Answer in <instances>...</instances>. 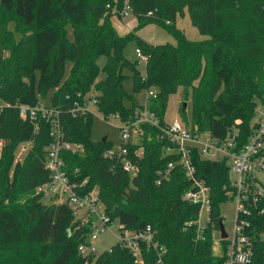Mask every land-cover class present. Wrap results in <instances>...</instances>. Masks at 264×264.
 Returning a JSON list of instances; mask_svg holds the SVG:
<instances>
[{"label":"trees","instance_id":"1","mask_svg":"<svg viewBox=\"0 0 264 264\" xmlns=\"http://www.w3.org/2000/svg\"><path fill=\"white\" fill-rule=\"evenodd\" d=\"M109 5H115L118 16L121 0H0V29L11 21L29 34V45L18 51L5 46L0 31L4 103L0 110V264H136L118 243L96 255L79 254L77 245L86 226L75 228L77 221L65 203L44 204L34 193L37 185L48 180L42 161L49 124L41 119L35 133L13 105L36 106L43 100L59 110L64 137L82 147L80 152H61L67 168H77L75 180L85 179V190L97 187L103 212L121 228L151 227L161 252L141 243L142 264H222L221 257L211 254L208 225L211 221L217 225V204L228 188L225 161L191 154L195 174L209 187L207 229L195 236L194 223L187 222L196 219L198 207L180 197L188 185L180 168L175 166L160 184L154 182L156 171L173 158L162 154L158 128L141 124L143 151L136 175L129 177L119 159L103 155L112 142L106 137L91 139L92 114L70 115L68 108L87 91L98 72L93 61L102 57L105 63L99 72L104 74L93 86L95 108L103 118L114 114L121 122L131 119L134 110L141 108L134 94L152 87L156 95L148 99L147 109L161 124L166 100L179 88L182 100H189V119L182 106L179 110L184 124L218 140L236 129V146H240L246 142L256 102H264V0H128L135 28L153 22L176 40L152 44L136 37L137 48L146 56L143 76L135 62L121 56L122 46L134 34L114 37L110 28L101 34L108 27ZM184 9L205 38L188 40L174 26L176 15ZM89 16L96 22L93 26L88 24ZM2 48H11L5 60ZM124 67L129 75L122 73ZM18 75L24 81L19 82ZM126 78L131 93L123 87ZM26 141L30 147L20 161H14L17 145ZM135 148L136 144L128 146L129 151ZM262 203L249 200L244 204L247 213L235 215L236 222H246L241 232L250 240L247 264H264V236L258 237L264 225V216L258 213Z\"/></svg>","mask_w":264,"mask_h":264},{"label":"built area","instance_id":"2","mask_svg":"<svg viewBox=\"0 0 264 264\" xmlns=\"http://www.w3.org/2000/svg\"><path fill=\"white\" fill-rule=\"evenodd\" d=\"M124 8H129L128 1L124 4ZM126 11L119 12L120 15ZM136 55L146 61L138 48L135 49ZM145 98H154L156 91L149 87L144 90ZM79 96V94H77ZM4 107V103H0V110ZM18 117L28 121L33 131L36 133L39 121L42 119L49 124L48 136L49 140L44 146L43 169L48 175V180L37 185L34 189L35 194H40L41 198L56 199V202L65 203L72 212L74 219L77 221L75 228L86 226L87 231L84 233L83 241L77 245V251L81 255L96 254L95 241L109 227L115 225L116 243L125 247L133 257L136 264H142L141 243L145 247H151L161 252V248L157 247V243L153 240V232L149 225L141 230H127L120 227L116 221H111L103 212L102 205L98 196V189L92 186L90 189H83L85 179L76 181L78 175L77 168L68 169L61 152L70 153L80 152L82 147L79 143H73L64 137L63 131L59 124V110L50 106L48 103L39 102L36 106L26 104H14ZM96 98L94 94L85 97L83 94L79 99H74L68 108L70 115L77 113H91L96 111ZM134 112L133 119L121 122L119 127L120 141L115 144L114 148L104 151L103 155L109 158L116 157L120 160L122 170L129 177L136 175L138 171V158L141 157L143 148L136 144L138 151L130 153L128 146L130 145L131 135L140 137L138 124L147 123L158 128V139L163 141L162 154L172 156V160L166 163L164 168L156 171L155 184L168 179L170 171L178 166L182 171L183 177L188 185L181 192V199L188 203L197 205V216L194 221L187 224L197 222L202 213L209 214V187L197 177L195 167L191 158L192 152H196L201 158L208 160L223 159L228 167V188L226 191L227 200L235 197L238 203L237 211L247 213L244 206L249 200L254 204L258 201L264 202V102L259 103L254 109L253 116L250 120V131L246 142L240 146H236L235 137L237 130L228 131L221 140L212 138L207 132H196L189 125L184 124L181 120L173 122L163 121L161 124L154 114L147 109V105ZM239 120L235 123L238 124ZM31 142H21L17 145L14 161H20L26 150L30 147ZM2 140L0 139V152ZM258 213L264 216V204L258 210ZM81 215V216H78ZM236 215V213H235ZM83 216V218H82ZM208 220L204 229L207 227ZM246 222L242 219L236 222L234 218V229L231 236L220 239L222 246L219 249H213V256H219L223 259L222 264H247L251 258V248L249 238L241 232ZM197 225V234L199 237L202 230ZM218 228V227H217ZM213 233L211 236L213 237ZM219 237V233H218ZM220 238V237H219ZM217 244V242L215 243ZM215 251V252H214ZM159 263L160 260L157 259Z\"/></svg>","mask_w":264,"mask_h":264},{"label":"rangeland","instance_id":"3","mask_svg":"<svg viewBox=\"0 0 264 264\" xmlns=\"http://www.w3.org/2000/svg\"><path fill=\"white\" fill-rule=\"evenodd\" d=\"M116 1V0H115ZM128 0H121V8L120 11L123 12V10L126 11L125 14L120 15V17L114 15L115 11V5H109V11L107 12L108 14V27H106L105 32H101V34H106L108 28H110L113 32V36H125L128 34L133 33L134 36L131 38L127 39L122 46L121 49V56L130 62H135V65L139 71V75L143 76L144 75V61L141 60L135 52V49L137 48L136 44V37L143 39L144 41H147L152 44H158V43H171L175 44L176 40L174 36L168 32L165 28L161 27L160 25L150 22L147 24H144L141 27H136L135 28V18L131 14L130 7L125 9L124 4ZM107 6V5H106ZM119 11V12H120ZM3 12L0 9V18L2 17ZM9 17V16H8ZM93 17L89 16V21L88 24L90 26H93L96 22L95 20L93 21ZM65 21L62 20L60 22V25ZM101 21L98 20V23ZM17 23H13L11 21L7 23H2V27L0 29L3 42L6 43L5 46H9L11 48H18V51L22 49V47H27L29 44L27 43L29 34L28 32L24 30H20L17 28ZM174 26L179 29L184 37L188 40H200L205 38V35L201 34L196 27L191 25L189 17L187 15L186 10L184 9L182 13L177 14L175 19H174ZM65 28V35L68 38L70 37V27L68 24H64ZM11 48H2L1 52V58L2 60L6 59V57L10 56V51ZM93 61V60H92ZM98 69L97 74L93 77L91 82H89L88 89L86 92L83 94L85 97H88L89 95L94 94L95 89H94V83L100 79L104 73L99 72L102 65L105 63V59L102 57H99L93 61ZM112 68V67H111ZM113 74L116 72V66L113 67ZM122 73L129 75L130 71L127 68H122ZM17 80L19 82L24 81V77L18 75ZM123 87L127 93H131V82L128 78L123 80ZM154 91L155 89L152 88ZM144 90L141 89L139 90L136 94H134L133 98L136 100L142 107V105L146 106L148 103V99L150 98H145L144 95ZM264 100V96H263ZM125 105H128V101L124 100L123 101ZM185 103L184 111L187 119L190 117V111H189V100L183 101L181 98V91L178 88L175 93L171 94L168 96L166 100V105L164 109V114H163V120L165 122H173L174 120H180V115H179V110L181 108V103ZM0 103H3V101L0 98ZM41 103H47V101H41ZM260 103V100L256 102V107H258V104ZM139 110L135 109L134 112H138ZM133 112V114H134ZM131 122H134L135 120L133 119V115L131 117ZM142 124H147V123H142ZM121 121L119 120L118 117H116L114 114L109 115L107 118H103L100 113L95 111L94 109L92 110V120H91V125H90V137L93 140H98L101 137L105 136L106 139L110 140L112 144L110 145L109 148H114L115 144L119 143L120 141V131L119 127L121 126ZM138 129L139 133H141L140 137L137 135H131V140H130V145L132 144H138L139 146H142V137L144 135L143 130L141 128V124H138ZM143 133V135H142ZM3 143V140H2ZM129 145V146H130ZM107 148V149H109ZM137 147L134 150H130V153L138 151ZM106 149V150H107ZM21 160V159H20ZM224 199H222L218 204H217V209H218V215L219 219L221 220V223L223 225V228L227 234V236H231L233 233L234 229V218H235V213L236 210L238 209V203L236 201V198L233 197L229 200H227L226 196V191H224ZM42 202L44 204H48L51 202H56V199L50 200L49 198H41ZM219 200V199H218ZM264 204V202L262 203ZM81 216V215H78ZM205 218V213H202V216H199L197 219V222H195V236H197L199 231H197V225L202 229L205 226L206 221L210 218V215L206 213ZM83 218V216H82ZM115 221V220H113ZM209 227V238H210V250L211 254L213 253V249H219V247L222 246V243L220 238L218 237V228L217 225L214 226L213 222H210ZM207 229V228H206ZM206 229L203 228L202 232L205 231ZM214 234L213 237L211 234ZM116 234V228L115 225H112V227H109L106 229L95 241V246H96V254L108 250L112 245L116 243V237L114 236ZM264 236V225L262 231L259 232L258 237H263ZM217 242V244H215ZM215 252V251H214ZM95 254V255H96Z\"/></svg>","mask_w":264,"mask_h":264},{"label":"water","instance_id":"4","mask_svg":"<svg viewBox=\"0 0 264 264\" xmlns=\"http://www.w3.org/2000/svg\"><path fill=\"white\" fill-rule=\"evenodd\" d=\"M181 106H182V109H184L185 103L183 102ZM104 140H105V136L101 137V141H104ZM217 227H218V233H219L220 239H224L226 237V232L223 228V225L220 219L217 221Z\"/></svg>","mask_w":264,"mask_h":264}]
</instances>
